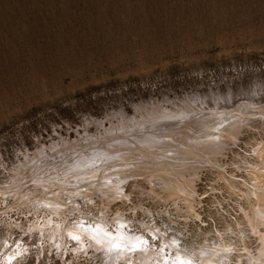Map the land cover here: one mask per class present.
Returning a JSON list of instances; mask_svg holds the SVG:
<instances>
[{
  "label": "rangeland",
  "instance_id": "374dc122",
  "mask_svg": "<svg viewBox=\"0 0 264 264\" xmlns=\"http://www.w3.org/2000/svg\"><path fill=\"white\" fill-rule=\"evenodd\" d=\"M263 155L264 0H0V264H264Z\"/></svg>",
  "mask_w": 264,
  "mask_h": 264
},
{
  "label": "bare ground",
  "instance_id": "6f19581e",
  "mask_svg": "<svg viewBox=\"0 0 264 264\" xmlns=\"http://www.w3.org/2000/svg\"><path fill=\"white\" fill-rule=\"evenodd\" d=\"M224 116V115H223ZM240 117V116H239ZM216 118H218V117H216ZM224 118H225V116H224ZM228 117L226 116V119H227ZM226 119H224V120H226ZM223 120V119H222ZM228 120V119H227ZM229 120H230V117H229ZM242 119H240V121H241ZM212 122V121H211ZM213 123V122H212ZM215 123V122H214ZM213 123V124H214ZM217 123V122H216ZM219 123V122H218ZM229 123V122H228ZM204 125V124H203ZM215 125V124H214ZM219 125V124H218ZM228 125V124H227ZM229 125H230V123H229ZM202 126V125H201ZM206 126V125H205ZM208 126H211V124L209 123L208 124ZM229 127V126H228ZM231 127V126H230ZM217 128V127H216ZM231 129V128H230ZM229 130V129H228ZM233 131V130H232ZM231 131V132H232ZM226 132V131H225ZM230 132V131H229ZM217 134V133H216ZM218 135H220L221 136V134H218ZM219 137V136H218ZM222 137V136H221ZM221 137H220V140H221ZM190 152H191V150H190ZM263 158H264V155H263ZM264 160V159H263ZM263 177V176H262ZM264 178V177H263ZM264 181H262V183H263ZM260 184H261V182H260ZM264 184V183H263ZM262 184V185H263ZM114 187V186H113ZM259 188V187H258ZM184 189V188H183ZM182 191H184V190H182ZM186 191V190H185ZM74 192V191H73ZM31 194V193H30ZM254 194V193H253ZM263 195H264V193H263ZM260 200V199H259ZM261 200H263V199H261ZM263 203V202H262ZM255 204V203H254ZM261 204V203H260ZM262 205V204H261ZM263 207V206H262ZM264 223V222H263ZM90 233V232H89ZM87 234V233H86ZM65 235V234H64ZM120 235V234H119ZM118 235V236H119ZM72 236V235H71ZM107 236V235H106ZM72 238H73V236H72ZM75 238V237H74ZM264 238V237H263ZM95 242V241H94ZM263 246V245H262ZM261 248V247H260ZM263 249V248H262ZM262 251V250H261ZM214 253V252H213ZM262 254V253H261ZM212 255V254H211ZM252 255V254H251ZM217 256V255H216ZM204 257V256H203ZM258 259H259V257H258ZM251 261V260H250ZM256 261V260H255ZM251 263V262H250ZM249 263V264H250ZM257 264V263H256ZM260 264V263H259Z\"/></svg>",
  "mask_w": 264,
  "mask_h": 264
},
{
  "label": "snow or ice",
  "instance_id": "6c2138e0",
  "mask_svg": "<svg viewBox=\"0 0 264 264\" xmlns=\"http://www.w3.org/2000/svg\"><path fill=\"white\" fill-rule=\"evenodd\" d=\"M180 264H183V261H180Z\"/></svg>",
  "mask_w": 264,
  "mask_h": 264
}]
</instances>
